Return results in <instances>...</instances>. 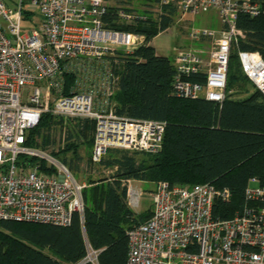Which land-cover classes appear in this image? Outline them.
Returning a JSON list of instances; mask_svg holds the SVG:
<instances>
[{
  "label": "built area",
  "instance_id": "obj_1",
  "mask_svg": "<svg viewBox=\"0 0 264 264\" xmlns=\"http://www.w3.org/2000/svg\"><path fill=\"white\" fill-rule=\"evenodd\" d=\"M262 2L159 0L148 9L157 15L162 6L175 3L182 17L213 11L222 27L188 31L196 48L172 56V96L222 104L231 49L245 38L238 18L257 17ZM112 7L108 0H0V221L67 227L77 214L83 225L86 186L51 150L26 146L29 131L44 114L64 122L95 121L93 164L109 148L160 152L165 123L114 113L120 59L115 52L129 55L147 43L144 35L105 28ZM116 8L117 23L147 19L133 9ZM24 11L34 16L24 20ZM205 43L210 48L199 49ZM238 60L244 75L264 95L262 58L239 52ZM199 74L203 84L185 80ZM66 77L73 79L70 85ZM25 87L32 91L27 103L22 101ZM59 140L64 144L65 128ZM133 182H122L131 210L143 197ZM148 197L150 218L127 232L125 264H264V186L255 178L244 191L246 205L230 219L213 216L214 203L227 201L230 193L211 184L180 187L157 182ZM83 238V258L61 264H98L100 250L89 244L84 231Z\"/></svg>",
  "mask_w": 264,
  "mask_h": 264
},
{
  "label": "trees",
  "instance_id": "obj_2",
  "mask_svg": "<svg viewBox=\"0 0 264 264\" xmlns=\"http://www.w3.org/2000/svg\"><path fill=\"white\" fill-rule=\"evenodd\" d=\"M140 2L145 22L123 25L116 22V6L105 20V28L145 36L147 45L119 59L118 89L112 101L118 117L165 123L162 148L155 155L117 148L105 151L97 164L91 162L95 121L71 119L64 122L51 114L41 116L29 131L26 146L50 150L65 128L63 148L51 151L72 172L79 170V148L90 152L88 166L113 170L110 180L92 181L82 191L83 225L75 214L67 227L0 221V264L75 263L85 254L84 234L100 250L98 264H125L127 232L146 222L150 209L138 214L126 204L125 180L169 186L211 184L230 193L227 201L217 200L213 216L230 219L246 205L244 191L255 178L264 186V95L244 75L239 52L257 53L264 61V2L255 18L241 15L237 27L245 34L230 52L225 99L221 105L204 99L188 100L171 95L175 70L172 57L157 55L150 46L153 38L166 31L176 16V4L152 15L147 8L159 0H122L121 7ZM33 13L24 11V20ZM66 77V85L72 83ZM185 80L204 83V76ZM57 135V136H56ZM60 141V140H59ZM32 161V160H31Z\"/></svg>",
  "mask_w": 264,
  "mask_h": 264
},
{
  "label": "rangeland",
  "instance_id": "obj_3",
  "mask_svg": "<svg viewBox=\"0 0 264 264\" xmlns=\"http://www.w3.org/2000/svg\"><path fill=\"white\" fill-rule=\"evenodd\" d=\"M111 0H108L110 3ZM138 3L134 2L132 4L133 8L136 10H143V7H138ZM10 9L14 10L15 7L12 4L8 5ZM148 7L147 9H149ZM156 11V10H155ZM36 17L37 13L35 14ZM153 15V14H152ZM154 16V15H153ZM34 18V17H33ZM191 28H204L211 29L213 31L221 30V24L219 23L216 14L213 11L202 12L196 16L187 15L182 17L180 14L176 13V16L173 19V24L170 28H168L165 32L159 34L150 42V46H152L155 52L164 57L171 58L177 50L180 49H195L196 46L191 45L190 41L187 38V33ZM199 46V45H198ZM197 46V48H198ZM199 49L207 51L210 46L208 43L201 44ZM122 51L115 52V55L119 58L122 56ZM240 63V61H239ZM119 65V63H118ZM120 66V65H119ZM118 66V68H119ZM240 67L242 68L241 64ZM120 69V68H119ZM42 87V86H40ZM30 87H25L22 89V101L23 103L28 102V98L31 93ZM57 136V135H56ZM61 140V139H60ZM63 144L59 141V137H56V144L50 148L51 151H58L63 148ZM79 155L82 158V162L79 164V170L77 172H72L73 176L80 182L83 183L86 187H88V179L92 181H98L107 179L110 180V177L113 173V170L101 169L99 166H88L87 161L90 155L88 149L84 146L79 148ZM71 154L66 156L57 157L59 161H62L64 157L68 158ZM85 187V188H86ZM132 187L141 190L143 193V197L141 198L140 204L137 208L133 209L135 213H142L146 209H150L151 202L148 197L150 191L154 188V184L133 182ZM190 187V186H189Z\"/></svg>",
  "mask_w": 264,
  "mask_h": 264
},
{
  "label": "crops",
  "instance_id": "obj_4",
  "mask_svg": "<svg viewBox=\"0 0 264 264\" xmlns=\"http://www.w3.org/2000/svg\"><path fill=\"white\" fill-rule=\"evenodd\" d=\"M121 1H122V0H111V1H110V4L113 5V6H120V5H121ZM134 2H137V3L139 4L138 7H140V2H138V1H132L131 3L128 4V6H129L130 8H132V9H134L133 6H132V4H133ZM156 54H157V53H156ZM157 55H158V54H157Z\"/></svg>",
  "mask_w": 264,
  "mask_h": 264
}]
</instances>
